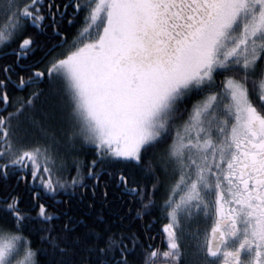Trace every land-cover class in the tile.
Masks as SVG:
<instances>
[{
    "label": "snow or ice",
    "instance_id": "6c2138e0",
    "mask_svg": "<svg viewBox=\"0 0 264 264\" xmlns=\"http://www.w3.org/2000/svg\"><path fill=\"white\" fill-rule=\"evenodd\" d=\"M0 264H264V0H0Z\"/></svg>",
    "mask_w": 264,
    "mask_h": 264
},
{
    "label": "flooded vegetation",
    "instance_id": "af4514ba",
    "mask_svg": "<svg viewBox=\"0 0 264 264\" xmlns=\"http://www.w3.org/2000/svg\"><path fill=\"white\" fill-rule=\"evenodd\" d=\"M156 215H160L159 213H156ZM165 221L163 220V218H162V216L160 217V221H159V223L156 225V227H157V229H159L161 226H162V224L164 223ZM156 243L158 244V245H163L164 244V240H163V236H162V234H160V235H158L157 236V239H156Z\"/></svg>",
    "mask_w": 264,
    "mask_h": 264
}]
</instances>
